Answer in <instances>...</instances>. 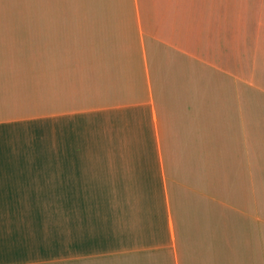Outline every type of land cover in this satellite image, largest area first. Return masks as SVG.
I'll return each mask as SVG.
<instances>
[{
  "label": "crops",
  "instance_id": "1",
  "mask_svg": "<svg viewBox=\"0 0 264 264\" xmlns=\"http://www.w3.org/2000/svg\"><path fill=\"white\" fill-rule=\"evenodd\" d=\"M0 264H264V0H0Z\"/></svg>",
  "mask_w": 264,
  "mask_h": 264
}]
</instances>
